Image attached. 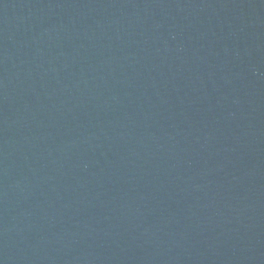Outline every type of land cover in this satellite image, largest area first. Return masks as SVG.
Returning a JSON list of instances; mask_svg holds the SVG:
<instances>
[{"label":"water","instance_id":"obj_1","mask_svg":"<svg viewBox=\"0 0 264 264\" xmlns=\"http://www.w3.org/2000/svg\"><path fill=\"white\" fill-rule=\"evenodd\" d=\"M0 264H264V0H0Z\"/></svg>","mask_w":264,"mask_h":264}]
</instances>
